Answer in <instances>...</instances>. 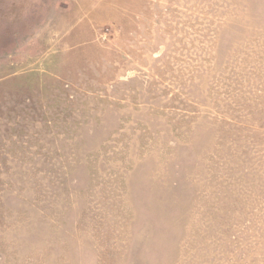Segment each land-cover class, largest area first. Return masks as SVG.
<instances>
[{
    "label": "rangeland",
    "instance_id": "374dc122",
    "mask_svg": "<svg viewBox=\"0 0 264 264\" xmlns=\"http://www.w3.org/2000/svg\"><path fill=\"white\" fill-rule=\"evenodd\" d=\"M0 264H264V0H0Z\"/></svg>",
    "mask_w": 264,
    "mask_h": 264
}]
</instances>
